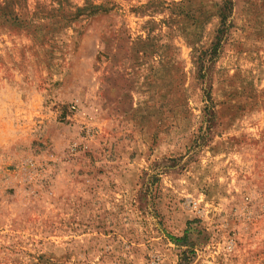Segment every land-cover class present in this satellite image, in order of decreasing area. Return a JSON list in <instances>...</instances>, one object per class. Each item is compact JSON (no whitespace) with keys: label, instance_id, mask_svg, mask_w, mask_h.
I'll return each instance as SVG.
<instances>
[{"label":"rangeland","instance_id":"1","mask_svg":"<svg viewBox=\"0 0 264 264\" xmlns=\"http://www.w3.org/2000/svg\"><path fill=\"white\" fill-rule=\"evenodd\" d=\"M4 1L0 264H264V0Z\"/></svg>","mask_w":264,"mask_h":264},{"label":"trees","instance_id":"2","mask_svg":"<svg viewBox=\"0 0 264 264\" xmlns=\"http://www.w3.org/2000/svg\"><path fill=\"white\" fill-rule=\"evenodd\" d=\"M19 0H5L4 6H1V12L2 15H12L14 18H17L18 14L16 15L12 9L14 7V4L17 3ZM66 1V2H65ZM57 0L58 6L65 7L67 5V0ZM63 3V4H62ZM65 3V4H64ZM107 9L104 7L103 3L99 4H93L90 1H84V3L80 6H75V10L73 12H70L68 15H62L60 18L61 20H64L65 22H71L74 19H77L82 14H95L98 12H105ZM187 234V232H185ZM182 238H186L185 235L183 237H171V239L175 240L177 243H179V240H182Z\"/></svg>","mask_w":264,"mask_h":264}]
</instances>
